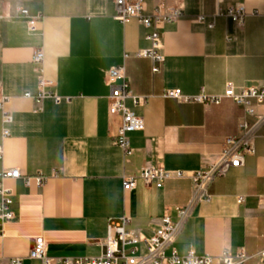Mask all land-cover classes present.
Masks as SVG:
<instances>
[{"label": "crops", "instance_id": "0c3cea01", "mask_svg": "<svg viewBox=\"0 0 264 264\" xmlns=\"http://www.w3.org/2000/svg\"><path fill=\"white\" fill-rule=\"evenodd\" d=\"M115 1L0 0V99L8 98L5 109L13 119L10 136L3 138L0 111V172L15 168L23 176L47 178L42 187L34 180L29 186L23 179L5 181L14 218L0 225V264L13 258L42 264L28 257L37 237L52 259L98 257L105 251L109 221L121 217L130 219L134 235L151 237L161 218L176 220L175 208L193 201L197 193L190 176L219 161L225 140L238 134L244 117L230 99L219 105L185 103L164 98L165 91L222 95L229 84L264 85V0L219 5L217 0H143L145 16L157 7L181 11L176 21L159 27L164 62L156 74L149 59L137 57L151 47L150 30L137 18L118 21ZM233 4L245 7L242 29L218 15ZM20 8L39 18L34 31L17 13ZM40 49L43 77L54 85L46 90L71 98L70 103L38 104L24 96L39 91L32 59ZM118 66L125 67L132 96L147 99L137 105L133 98L125 101L145 125L128 135L129 157L114 143L121 119L109 113L106 77ZM256 110L264 117V105ZM246 121L253 125L257 118ZM151 164L187 177L161 188L138 179L134 190L123 189L124 177L138 176ZM207 194L209 201L193 203L167 253L215 258L242 253L246 258L239 264H264L257 256L264 250V120L255 154L215 179Z\"/></svg>", "mask_w": 264, "mask_h": 264}, {"label": "built area", "instance_id": "2783aa9c", "mask_svg": "<svg viewBox=\"0 0 264 264\" xmlns=\"http://www.w3.org/2000/svg\"><path fill=\"white\" fill-rule=\"evenodd\" d=\"M224 1L217 0V4L219 5ZM115 8V18L118 21L127 23L131 19L137 18L145 29L150 30L146 39L150 41L151 47L137 53V57L149 59L152 63V73H159L160 65L164 62L159 27L176 21L181 17V11L172 10L167 13L162 7H157L152 15L145 16L143 15V0H116ZM17 13L19 16L28 19L29 31H34L39 18L31 17L29 11L24 8L18 9ZM218 15L225 16L238 29L243 28L247 16L245 7L241 4L228 5L224 13L218 10ZM204 20V16L197 17L198 22H204ZM209 27L213 28L214 23L209 24ZM32 61L39 73L40 88L37 94L26 93L24 96L38 104H41L45 99H51L55 104L70 103L71 98L61 97L55 92L46 90V87L54 85L43 77L44 53L41 49L34 53ZM106 82L111 90L109 113L112 116H119L121 119L114 143L122 150L125 157H129L132 154V148L128 135L144 130L145 125L142 118L137 117L126 107L125 101L127 98H133L137 105L146 103L147 99L132 96L124 66L110 69L107 73ZM163 97L203 105H219L224 99H230L244 111V117L239 124V132L236 136L228 137L225 140L219 161L190 176L197 193L193 201L188 206L175 208L176 220L170 215L161 218L160 224L151 237L137 236L129 231L130 219L127 217L110 220L107 226V238L104 242L105 251L98 257L52 259L47 255L44 239L37 237L29 251L28 257L30 259L39 260L42 264H239L246 258L242 253L233 257L227 252L217 258L210 255L197 256L193 251L185 256H179L174 249H171L170 254L167 253V250L174 243L181 222L189 216L193 203L202 200L209 201L210 196L207 194V189L211 183L217 178L226 176L231 168L242 167L245 158L255 154L256 132L264 120V117L257 114L256 109L264 105V85L235 88L229 84L222 95H207L204 89H201L200 94L196 96L183 95L180 90H167ZM7 102V97H1L0 111L2 113L3 138L10 136L9 125L13 121L11 114L5 109ZM37 111H41V108L38 107ZM247 116L256 117L257 122L249 125L246 121ZM2 159L3 147L0 145V160ZM186 177L184 172L167 171L160 165L151 164L143 167L138 176L124 177L123 189L125 191L134 190L138 179H142L146 184L155 183L157 188H161L168 180ZM17 179H23L27 186L34 180L37 187H42L47 180L42 174L23 176L20 170L15 168L1 171L0 225L14 218L12 191L4 183L6 180ZM243 201V198H239L238 203L241 204ZM257 256L264 259V250L259 252ZM22 261V258H13L8 264H22Z\"/></svg>", "mask_w": 264, "mask_h": 264}]
</instances>
